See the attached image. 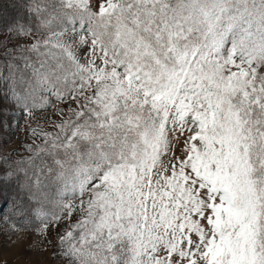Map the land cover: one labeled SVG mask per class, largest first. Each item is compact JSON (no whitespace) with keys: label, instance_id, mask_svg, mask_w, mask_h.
<instances>
[{"label":"snow or ice","instance_id":"1","mask_svg":"<svg viewBox=\"0 0 264 264\" xmlns=\"http://www.w3.org/2000/svg\"><path fill=\"white\" fill-rule=\"evenodd\" d=\"M0 42L12 244L58 264H264V0H25ZM35 241H30L28 250Z\"/></svg>","mask_w":264,"mask_h":264},{"label":"rangeland","instance_id":"2","mask_svg":"<svg viewBox=\"0 0 264 264\" xmlns=\"http://www.w3.org/2000/svg\"><path fill=\"white\" fill-rule=\"evenodd\" d=\"M26 17L21 0H0V42L10 41L9 46H13L16 41L8 33L9 23L17 19L20 13ZM3 49L0 48V54ZM14 117L10 114V109L6 105H0V171L7 167L4 157L10 161L17 160L21 155H27L23 152L22 146L28 142L26 133L21 131L20 127L13 128L11 121ZM0 192L3 189L0 188ZM10 205L8 200L0 195V264H58L52 258L51 249L41 251L43 245L39 243V238L31 233L19 234L26 236V239L12 244L9 236L15 240L17 237L10 231L6 230L7 225L4 223V215L9 213ZM30 241H35L28 250L26 246Z\"/></svg>","mask_w":264,"mask_h":264},{"label":"trees","instance_id":"3","mask_svg":"<svg viewBox=\"0 0 264 264\" xmlns=\"http://www.w3.org/2000/svg\"><path fill=\"white\" fill-rule=\"evenodd\" d=\"M21 4H22V6H23V9H24L25 0H21ZM8 212H10V210H9Z\"/></svg>","mask_w":264,"mask_h":264}]
</instances>
